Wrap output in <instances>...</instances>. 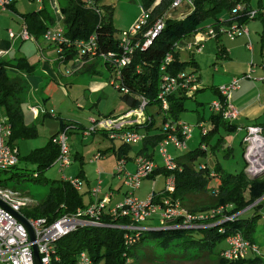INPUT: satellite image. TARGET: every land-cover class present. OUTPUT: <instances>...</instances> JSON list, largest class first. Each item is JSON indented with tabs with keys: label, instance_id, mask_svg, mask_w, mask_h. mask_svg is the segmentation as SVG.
Masks as SVG:
<instances>
[{
	"label": "trees",
	"instance_id": "trees-1",
	"mask_svg": "<svg viewBox=\"0 0 264 264\" xmlns=\"http://www.w3.org/2000/svg\"><path fill=\"white\" fill-rule=\"evenodd\" d=\"M174 1L160 0L155 4L156 0H142L144 8L149 9L154 6L150 10L147 23L138 33V39L144 40L146 31L159 19H163L164 28L148 48L136 49L131 64L123 68L121 77H115L113 74L114 80L122 82L128 88L127 93L122 91L121 87H118V90L123 93L122 99L128 105L129 110L139 108L145 98L147 100L146 111L148 108L156 106L158 114L164 113L160 126L157 125L155 115H151L150 119L127 126L145 134L144 139L140 142V148L136 151L137 155L153 160H156V148L170 133L164 129L166 122L176 124L179 137L182 135L180 113L186 109L185 100L190 96L183 91L173 93L169 98V109L162 110L158 94L162 75L161 65L166 55L172 54L173 56L169 67V71L173 75L182 71H190L199 76L198 63L194 58L188 61L179 59L178 53L175 51L179 40L205 29L204 25L208 20L211 24L209 27L215 28L233 21L246 24L251 19L249 16L251 10H255L252 0H194L192 10L185 17H167L166 13L170 11ZM258 2L261 3L262 0H258ZM15 3L9 8H14ZM97 3L103 7L102 14L89 7L87 0H60L65 36L73 44L71 48L67 46V43L60 45L64 47L62 53H58V46H54V51L59 55L57 59L59 66L66 65L76 59H83L87 64L85 65L86 71L93 74L97 72V63L102 61L105 67L113 73V66L109 62L100 57L90 59L87 56H82L75 44L77 40L88 39L96 34L102 51L121 52L120 36H118L117 28L113 22V8L106 5L103 0H97ZM238 4L243 5V9L233 14V9ZM261 8H263L262 4ZM224 14H228L229 20L220 19ZM23 18L29 33L36 40L44 36L49 28L48 24L55 25L57 22L47 5L23 14ZM220 35L217 34L215 38H219ZM35 67L36 65L31 64L29 59L22 55L11 59L0 57V116H6L11 124L12 133L8 141L13 146H17L21 139L34 138L38 135L36 125L28 123L23 112V104L31 89L27 76L35 72ZM11 70L20 73L12 75ZM116 81H114V85H116ZM202 90L198 88L191 96L195 97ZM216 92L218 99L224 103L223 109L225 110L226 98L219 92V87L216 88ZM223 109L220 112H211L207 120L212 127L209 130L205 127L207 129L205 134L201 128V139L196 148L175 155L174 159L177 164L175 171H169L159 164L160 166L148 177L154 179L157 175L165 177L174 175L176 179V187L171 194L163 189L158 192L153 191V199L156 202L161 201L165 196H170L172 199L181 200L184 204V198L187 195L210 190L211 195L207 203L196 204L190 208H187L185 204L184 206L193 213H209L211 210L221 209L218 214L210 216L204 223L211 224V226L195 229L174 228L142 231L140 239L129 245L125 243V230L109 226H85L56 242L55 252L59 256V260H53L52 264H78V256L82 251H87L95 264L101 261H104L105 264H134L146 256L148 247L167 251L168 254L173 255L180 253L181 256L191 259L216 255L217 264H261L263 262L262 254L256 243L255 233L259 221L264 222V176L255 181L251 180L252 173L247 171V162L243 169L236 173L226 172L220 164H216L212 170L204 163L195 167V161L199 156L207 154V143L212 141L215 136L218 138L213 151L219 149L221 145L223 146L225 138L220 133L221 129L230 133L239 130L240 125L236 121L227 119ZM111 115L109 117H112ZM204 120H206L205 116L201 114L198 123L201 125ZM252 125L260 126L264 135V123H253L246 127ZM72 127L71 124L61 122L60 131L45 146L34 149L27 157L21 158L19 154L20 161L23 159L35 164L36 169L32 177L26 178L28 176L26 173H13L9 177H3L2 175L10 170L0 169V185L18 190L24 196L28 195L19 190L17 186L23 180L51 183L50 191L45 199L24 208L23 213L28 218H45L48 222H52L62 215L76 212L79 208H85L88 205L84 202V194L76 190L68 181L54 180L51 182L44 177L45 172L54 165L60 153L55 138L62 131L68 133ZM244 137L240 140L243 154L245 152ZM130 146L128 144L120 145L116 151L117 154H126L130 150ZM110 149L108 148L104 152ZM231 151L232 146L227 147L224 149V155L229 156ZM18 164L12 168H17ZM80 175H83L82 171ZM215 176H219L221 181L217 185L210 186L212 178ZM12 181L16 183H11ZM248 210H253L252 215L243 217V214ZM101 221L107 224H125L129 223L130 219L114 217L108 212H104ZM177 222L181 221L177 219ZM145 224L162 227L157 218H151ZM236 233H240L245 240L255 245L258 251H250L245 256L234 259L224 257L223 252L228 248L226 239ZM223 241L226 242L227 247L218 251L216 248Z\"/></svg>",
	"mask_w": 264,
	"mask_h": 264
},
{
	"label": "built area",
	"instance_id": "built-area-1",
	"mask_svg": "<svg viewBox=\"0 0 264 264\" xmlns=\"http://www.w3.org/2000/svg\"><path fill=\"white\" fill-rule=\"evenodd\" d=\"M16 0H0V7L3 10L9 7ZM40 4L43 0H37ZM194 0H175L171 6L176 9L183 4H193ZM89 7L94 9L97 13H103V7L97 3V0H87ZM243 9V5L238 4L233 9V14L238 13ZM167 14V17H171ZM258 15L257 10H251L250 18H255ZM150 17V9L143 8L141 17L136 21L134 26L128 30H122L119 38V47L121 52H104L100 48L98 37L96 34L90 36L88 39L77 40L76 47L82 56L88 58H103L104 61L109 62L113 66V74L115 77H121L123 68L130 65L132 57L137 48H148L153 40L159 35L164 28L163 19L157 20L145 33V39H138V33L142 27L147 23ZM207 32L215 38L217 34H226L230 38H235L241 35H248V28L246 24H241L238 21H233L229 25H222L218 28L210 26ZM9 35L15 37L12 30H9ZM21 38L24 40H34L25 26L21 32ZM44 39L53 46H58V53L64 51V47L60 46L67 43L68 47H72L65 36L62 29L57 31L48 29L44 35ZM204 40L202 34L197 36V45L200 46ZM251 47V45H249ZM200 48V47H199ZM201 49V48H200ZM173 61L172 54L166 55L161 65V83L158 100L162 110L166 111L170 107V96L178 91H183L186 95H193L199 88V76L195 72L182 71L177 75H173L169 71V67ZM242 77H234L227 84L219 86V92L226 98V109H223L224 103L220 99H215L211 102L210 108L213 112H220L224 110V115L227 119L236 121L239 117V111L231 102L232 92L240 85ZM113 80L112 83H114ZM116 86L121 87L122 91L128 92V88L122 82L116 81ZM147 100L143 98L141 106L137 109H130L125 114L113 117L94 118V123L98 128L108 132V138L112 141H118L122 144H138L145 134L127 127L140 119H150L146 117L145 111ZM36 113L39 110L36 107H31ZM132 116H138L139 119H131ZM146 117V118H145ZM129 118V119H127ZM181 124V133L179 137L177 125L171 122L164 124L165 131H170L169 135L159 144V150L163 158V167L169 171H175L177 164L175 156L169 151L168 146L171 144L177 150L187 148V141L192 138L193 127L186 123ZM203 133H207L204 125H200ZM12 133V127L6 116H0V168L10 169L12 166L19 163V149L9 143V138ZM59 145L60 153L54 165H57L59 171L63 172L73 163L70 147L67 143V131H62L55 138ZM245 152L244 156L248 163L247 171L254 173L260 167H264V135L260 126L246 127V135L244 137ZM102 154H96V158L101 157ZM92 159V158H91ZM126 161L122 160L118 174L123 175V186L125 187V196L111 204V195H103L99 198L101 191V182L91 188L95 201L90 203L85 208H79L76 212L68 213L60 216L52 222H48L45 218H28L23 213L24 208L36 204L30 196H24L20 191L11 187H4L0 185V264H36L34 256V246H37L38 253L42 264H52L53 260H59L56 255V242L72 233L73 231L85 226H109L125 230V243L132 244L140 239L142 231L158 230V229H195L201 227H209L211 224H204L206 220L215 214H218L221 209H214L209 213L190 212L179 199H172L170 196H165L161 201H154L153 192L148 199L141 200L135 195V191L141 187L142 181L148 178L153 171L159 167V164L148 157L137 156L135 159L136 169L132 172L124 171V164ZM63 180L68 181L76 190L81 191L85 183L79 177L65 176ZM175 176L170 175L165 177V186L163 190L171 194L176 187ZM104 212H108L114 217H127L130 219L129 223L107 224L101 221ZM18 214L25 216L31 226L35 238H31V234L27 226L20 220ZM151 218L159 219L162 227L157 225H146ZM177 219L181 222H177ZM176 221L175 223H171ZM228 248L224 250L223 255L228 259L243 257L250 251L257 252V247L252 245L248 240H245L240 233L230 235L227 239ZM78 264H95L90 254L87 251H82L78 256Z\"/></svg>",
	"mask_w": 264,
	"mask_h": 264
},
{
	"label": "rangeland",
	"instance_id": "rangeland-1",
	"mask_svg": "<svg viewBox=\"0 0 264 264\" xmlns=\"http://www.w3.org/2000/svg\"><path fill=\"white\" fill-rule=\"evenodd\" d=\"M50 8L54 11V0H45ZM104 3L113 8V22L117 28V34L120 36L122 30H128L136 21L141 17L143 13L142 0H103ZM158 1V0H156ZM258 0H254L257 3ZM264 1V0H263ZM40 3L37 0H17L16 11L11 9L2 10L0 7V41H7L11 44L12 51L4 54L6 59L16 57L22 49L29 57L31 64L38 66L39 62H44L46 56L50 59L57 60L59 55L56 51H48L44 53V58L40 57V49L38 52L37 44L34 40L24 41L19 38L12 39L9 37L8 30L12 29L16 37H19L23 29V21L20 14H25L33 10H37ZM192 6V4L188 5ZM188 7H184L185 11H175L174 15L178 16L181 12H187ZM210 25V21H206V28ZM200 30L204 40L202 41L203 54H208L210 48H216L215 38L207 32V29ZM223 40L232 39L226 34H223ZM44 37H40L38 41L41 45H45ZM196 42L193 34L183 37L176 45L175 51L178 53L179 59L188 61L193 58L192 51L189 49V43ZM211 52V51H210ZM41 58V59H40ZM196 58L200 62L202 78L212 79L213 65L207 57H202L196 54ZM203 58V60H201ZM203 61V62H202ZM83 59H76L70 61L68 64H61L56 68L55 76H42V82L40 87L35 86L37 77L31 78L30 82L33 83L32 90L27 95L26 101L23 104V112L26 121L30 124H35L38 135L34 138L21 139L18 141L20 148V155L27 157L30 153L36 149L45 146L52 137L60 130L61 122L73 125L68 135V145L71 150L73 163L70 167L65 168L63 172L59 171L57 165L50 167L44 174V177L48 181L58 180L61 181L64 175L69 176H81L84 183L87 185L86 180H89L95 186L101 182V193L99 198L113 190L123 188V175L118 174L121 161L124 160V171L132 172L136 169L135 159L137 158V150L140 148V144H131L130 150L122 155L114 154L112 151L103 154L101 150L106 146L116 144L117 147L122 145L120 142L113 143L93 119L97 117H109V115L118 117L124 112L129 110L128 105L122 99L123 93L117 88V84L114 85L113 73L110 72L103 62L97 63V72L90 74L86 71L85 63ZM36 68V67H35ZM38 68V67H37ZM37 70V69H36ZM39 71V70H38ZM12 75L16 72L10 71ZM23 74V73H22ZM212 91L208 88L204 92L197 93L195 97L189 96L185 100L186 109L180 113V122L186 123L193 127L192 138L187 141L186 150L175 149L173 145H169L168 149L174 155H180L190 149H194L199 145L201 139V127L198 123L200 115H204L207 120L211 114L210 101L213 97ZM31 105H34L40 112V117L37 118V113L31 109ZM148 110L153 111L156 117L157 125H162L164 113L158 114L156 106L151 107ZM146 114V111H145ZM113 117V118H114ZM129 119V118H127ZM131 119H139L138 116H132ZM203 121L201 123L206 126H210V122ZM86 128V129H85ZM98 128V129H96ZM85 129V130H84ZM221 134L224 135V143L219 149L213 151V147L216 145L217 138L210 140L207 143V154L199 156L195 161V167H198L201 163L207 164L210 169H214L216 164H220L226 172H240L246 164V159L243 154L241 138L245 135V129L239 127L237 132H226L221 129ZM228 146H232V151L229 156L224 155V149ZM156 162L163 165V158L161 156L159 147L156 148ZM102 154L101 157L96 158V154ZM78 154V156H77ZM92 158L91 160L89 158ZM87 158V160L85 159ZM1 169V168H0ZM36 166L33 163L27 162L23 159L17 165V168H10L8 173L3 174V177H9L13 173H26V178L34 175ZM83 172V175L81 174ZM221 179L219 176L212 178L210 186L217 185ZM11 183H16L12 181ZM86 185L84 188H86ZM18 189L26 195L30 196L36 203L45 199L50 191L51 183L34 182L33 180L26 179L18 183ZM165 186L164 176H158L154 180L153 178H146L142 181L141 187L135 191V195L141 200H147L150 194L155 191H160ZM85 192V190H83ZM211 195V191L201 193H192L184 198V204L187 208L196 204L207 203L208 198ZM85 201L89 200V196L85 195ZM257 203V202H256ZM212 211V210H211ZM253 210H248L243 214V217L252 215ZM256 243L261 249L262 263L264 264V222L261 220L257 225L255 233ZM226 242L218 244L217 250L226 248ZM216 255L199 257L197 259H191L177 255L168 254V252L161 251L159 249L147 248V254L141 260L134 264H217ZM98 264H105L101 261Z\"/></svg>",
	"mask_w": 264,
	"mask_h": 264
},
{
	"label": "crops",
	"instance_id": "crops-1",
	"mask_svg": "<svg viewBox=\"0 0 264 264\" xmlns=\"http://www.w3.org/2000/svg\"><path fill=\"white\" fill-rule=\"evenodd\" d=\"M44 1L45 0H43V2L39 5L38 8H42L43 5H47V7H49L47 2L46 1L44 2ZM159 1L160 0L156 1L155 4L158 3ZM253 1L254 0H252L253 8H255V10L258 11V15L255 18H251L246 23V26L248 28V35L245 34V35H241V36H238L232 39L223 40V36H222L223 34H221L219 38H215L216 40H214L216 41L218 45H216V48H213V49L210 48L208 54H203V50H204L203 48H205V46L203 48L201 45L198 46L197 41L189 43L188 45L189 49H193L192 51L193 58L198 63L197 69L199 72V89H203L200 92H204V90L208 88L213 92L212 93L213 97L211 98L210 103L213 100L218 99L216 88H218L222 84L229 83L234 77H242L239 87L232 92L231 102L239 111V117L236 120V122L240 125V128L245 129V134H246L247 125H250L253 123H264V1L262 0L261 3H259L258 1L257 3H254ZM261 4L263 8H261ZM53 7H54L53 12L50 10V8L49 10L51 11L52 16L56 19L57 22L55 25L48 24V27H49L48 29H53L55 31H57L58 29H62V31L65 32V26L63 24V12L61 9L60 0H54ZM152 7H150L149 9L151 10ZM184 7H188L186 8L187 12H181L178 16H176L174 15L175 9L173 10L171 8L170 11L166 13V15L171 14L170 16L183 18L188 13H190V11L192 10V6L190 7L188 6V4H183L180 7L176 8V11H179V10L185 11ZM9 9H11L12 11H16V3H15L14 8H9ZM20 16L22 18L23 28H24L26 26V23L24 21L23 14H20ZM229 18L230 17L228 16V14H224L222 15V17H220L221 20H229ZM226 25H229V24H226ZM208 28L209 26L206 29L208 30ZM9 30H12V29H9ZM9 30H8V34H9ZM199 31H196L193 33V37L195 39H197V36L201 34V32ZM9 37L11 36L9 35ZM11 38L12 39H15V38L22 39L21 34L19 37H16V34H15V37H11ZM33 38L35 41L34 43L37 44L36 46H37L38 52L40 49L41 58L42 57L44 58V53L48 51H51V52L54 51V46L52 43H49L48 41L44 40L45 45H41V43L38 40H36L34 36ZM2 40L3 41H0V57L5 58L4 54L8 52L10 53L12 49H11V44H9L4 39ZM24 41H31V40H24ZM249 45H251V47H249ZM196 54H199L203 58L204 57L209 58V60L211 61V64L214 66L212 68L213 76L211 80H208V79L206 80L202 78L200 62L196 58ZM18 55L20 56L22 55V56L29 58L24 52L23 46H22V49H20V53ZM203 58L201 60H203ZM58 66L59 65L57 64V60L50 59L48 55L46 56V60L43 63L39 62L38 66H36L37 70H35V72L32 75L27 76L28 81L31 86L30 91L33 88L32 86L33 83L30 82L31 78L37 77L38 79L35 81L36 83L35 86L40 87L39 84L43 81L42 80L43 78L40 75V73L43 74L44 76H55L56 77L57 75L55 71H56V68H58ZM12 71L16 72L15 74L20 73L19 71H16V70H12ZM200 92H198V94ZM31 107H35V106L31 105ZM128 111L129 110H127L126 112ZM157 111L158 109L155 112L157 113ZM126 112H124V114ZM153 114L155 113L151 110L146 111V117H150ZM1 116H4V115H1ZM39 117H40V112L37 113V118ZM97 118H100V117H97ZM139 121L140 122L144 121V119H140ZM203 125L208 130L209 128L212 127L211 123H210V126H206L205 124ZM105 134L108 136V133H105ZM112 142L115 143L118 141H112ZM113 145L114 146H111V144H109L108 146L105 147V149L101 150V152L105 154V153H109V151L110 152L112 151L114 154H117L116 151L118 147L116 146V144H113ZM244 146H245V143H244ZM17 147L19 149V154H20L19 143L17 144ZM108 148H111V149L108 150L107 152H104ZM85 159L87 160V158ZM89 159L91 160V157ZM158 176H162V175H157L156 177ZM73 177H78V176H73ZM156 177L154 178V180L156 179ZM86 183H87V185L85 184L86 188H83L79 192L84 194V197L85 195L89 196L88 201H85L84 199V202L89 205L90 203H93L95 201V197H93L92 192H91V188L95 186V183L92 184L89 180H86ZM83 190H85V192H83ZM125 192H126L125 187L123 186V188H120L118 190L116 189L113 190L111 188L109 192H107L104 195H108V194L111 195V204H114L115 202L121 200L125 196Z\"/></svg>",
	"mask_w": 264,
	"mask_h": 264
},
{
	"label": "water",
	"instance_id": "water-1",
	"mask_svg": "<svg viewBox=\"0 0 264 264\" xmlns=\"http://www.w3.org/2000/svg\"><path fill=\"white\" fill-rule=\"evenodd\" d=\"M246 159V158H245ZM264 176V167H259L258 169H257V171H255L254 173H252V176H251V180H257V179H259V178H261V177H263ZM18 216H19V218H20V220L27 226V228L29 229V232H30V234H31V238L32 239H34L35 238V235H34V232H33V230H32V228H31V226L29 225V223H28V220H27V218L25 217V216H23V215H21V214H18ZM34 256H35V261H36V264H42L41 263V260H40V255H39V253H38V248H37V246H34Z\"/></svg>",
	"mask_w": 264,
	"mask_h": 264
},
{
	"label": "bare ground",
	"instance_id": "bare-ground-1",
	"mask_svg": "<svg viewBox=\"0 0 264 264\" xmlns=\"http://www.w3.org/2000/svg\"><path fill=\"white\" fill-rule=\"evenodd\" d=\"M264 144V143H263Z\"/></svg>",
	"mask_w": 264,
	"mask_h": 264
}]
</instances>
